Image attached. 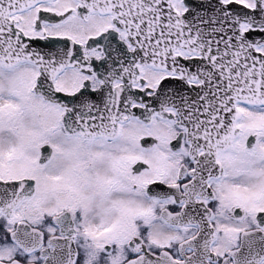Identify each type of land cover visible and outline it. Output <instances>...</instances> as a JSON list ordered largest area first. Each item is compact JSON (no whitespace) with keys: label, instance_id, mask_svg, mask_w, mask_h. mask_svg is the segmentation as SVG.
Here are the masks:
<instances>
[{"label":"snow or ice","instance_id":"snow-or-ice-1","mask_svg":"<svg viewBox=\"0 0 264 264\" xmlns=\"http://www.w3.org/2000/svg\"><path fill=\"white\" fill-rule=\"evenodd\" d=\"M0 264H264V0H0Z\"/></svg>","mask_w":264,"mask_h":264}]
</instances>
